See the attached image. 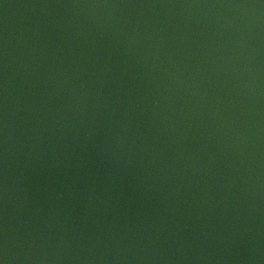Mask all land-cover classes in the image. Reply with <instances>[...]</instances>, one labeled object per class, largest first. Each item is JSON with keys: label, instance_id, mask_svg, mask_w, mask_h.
Returning <instances> with one entry per match:
<instances>
[{"label": "water", "instance_id": "1", "mask_svg": "<svg viewBox=\"0 0 264 264\" xmlns=\"http://www.w3.org/2000/svg\"><path fill=\"white\" fill-rule=\"evenodd\" d=\"M0 264H264V0H0Z\"/></svg>", "mask_w": 264, "mask_h": 264}]
</instances>
